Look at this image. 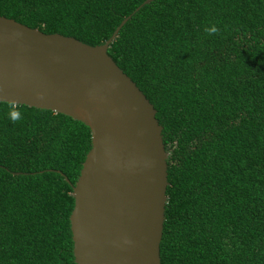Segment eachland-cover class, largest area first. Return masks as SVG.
I'll return each mask as SVG.
<instances>
[{"label": "trees", "instance_id": "obj_1", "mask_svg": "<svg viewBox=\"0 0 264 264\" xmlns=\"http://www.w3.org/2000/svg\"><path fill=\"white\" fill-rule=\"evenodd\" d=\"M142 1L0 0V16L92 46ZM263 40L262 0H150L107 46L161 127L159 264H264ZM88 149L80 122L0 102V264H73L70 188Z\"/></svg>", "mask_w": 264, "mask_h": 264}, {"label": "water", "instance_id": "obj_2", "mask_svg": "<svg viewBox=\"0 0 264 264\" xmlns=\"http://www.w3.org/2000/svg\"><path fill=\"white\" fill-rule=\"evenodd\" d=\"M130 14L92 46L0 16V102L62 114L89 131L70 188L73 264H159L166 186L161 127L106 54Z\"/></svg>", "mask_w": 264, "mask_h": 264}, {"label": "clouds", "instance_id": "obj_3", "mask_svg": "<svg viewBox=\"0 0 264 264\" xmlns=\"http://www.w3.org/2000/svg\"><path fill=\"white\" fill-rule=\"evenodd\" d=\"M204 32L208 35H218L220 32V29L217 28L215 25H213L211 27H205ZM20 118H21V115H20L19 111L13 110L10 112V119L13 122L17 121Z\"/></svg>", "mask_w": 264, "mask_h": 264}]
</instances>
